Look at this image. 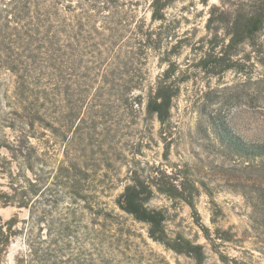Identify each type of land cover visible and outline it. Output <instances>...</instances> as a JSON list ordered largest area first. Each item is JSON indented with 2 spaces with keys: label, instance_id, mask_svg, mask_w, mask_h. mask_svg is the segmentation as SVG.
I'll return each instance as SVG.
<instances>
[{
  "label": "rangeland",
  "instance_id": "1",
  "mask_svg": "<svg viewBox=\"0 0 264 264\" xmlns=\"http://www.w3.org/2000/svg\"><path fill=\"white\" fill-rule=\"evenodd\" d=\"M82 1H61L63 35L159 42L132 53L124 47L120 65L112 53L105 54L103 60L115 68L108 82L90 80L97 72L88 63V69L76 71L74 86L58 92L55 115L66 124L68 108L74 109L69 132L74 160L101 215L91 222L84 201L71 203L63 196L52 214L58 220L68 208L75 210L81 219L72 227L77 238L74 233L61 242L49 216L40 232L33 231L40 233L42 247L58 238L57 258L71 264H264V24L254 38L230 47L229 27L217 21L221 12H251L264 0H163L160 19L152 17L153 0ZM215 35L216 50L232 51L242 67L209 71L200 65ZM2 78L0 120L14 110L5 97L13 99V85ZM164 84L174 93L162 121L147 104L149 93ZM3 132L15 135L9 128ZM42 132V139L32 142L47 153L49 165L58 164L67 152L66 139L38 128V135ZM136 177L147 186L146 206L166 212L170 246L151 238L149 225L118 203ZM158 179L177 186V192H164ZM5 184L0 175V190H7ZM14 215L20 230L28 210L0 206L3 220ZM27 236L23 232L12 240L7 264L29 253ZM187 244L199 246L202 257L174 249Z\"/></svg>",
  "mask_w": 264,
  "mask_h": 264
},
{
  "label": "trees",
  "instance_id": "2",
  "mask_svg": "<svg viewBox=\"0 0 264 264\" xmlns=\"http://www.w3.org/2000/svg\"><path fill=\"white\" fill-rule=\"evenodd\" d=\"M61 1L63 0H0V77L3 76L1 82L8 81L13 85V99L5 97L14 108L11 115L0 120V175L6 180L4 186L7 188L0 190V206L26 208L29 212V219L20 230L16 228L17 215L8 220L0 217V264H7L4 256L11 242L23 232L28 234L29 253L15 258L14 264H71L57 258L62 247H56L58 238L65 243L72 238L70 235H77L78 232L72 227L79 224L81 219H78L75 210L68 208L65 218L57 220L52 214L53 208H56L60 199L66 195L71 203L84 201L87 204L85 208L91 212V222L101 214L94 211L92 201L95 196L89 189L86 174L78 169L74 160L72 151L75 139L72 133L71 136L69 134L73 125L74 109L68 108V119H65L66 124H62V120L55 115V98L62 86L71 88L76 84L79 79L76 71L80 68L88 69V63L95 64L94 70L97 72L90 80L108 82L115 68H111L114 62L103 60L105 54L112 53L115 63L120 65L118 58L124 47H129L132 53L136 50H146L151 45L157 46L159 42L147 37L122 44L123 39L119 37L63 35L59 26L63 19L59 8ZM88 1L97 5L101 0ZM165 5L163 0H153L152 17L163 18L162 10ZM260 5L251 12H221L217 21L220 24L227 23L229 27L228 46L232 47L252 39L262 29L264 3ZM68 11L71 12L69 6ZM84 15L86 18L91 17L87 12H84ZM208 20L215 21L212 14ZM213 39L210 48L200 58L203 68L215 71L242 65L234 60L235 54L232 51L216 50L220 45L218 35ZM168 74L169 70L166 72V75ZM126 89L130 90L132 87ZM173 93V88L166 84L154 95L150 92L148 112L157 114L164 121L170 111ZM48 104H51V109L47 108ZM6 128L15 135L9 138L3 132ZM38 128L48 130L55 139L63 136L66 139L67 152L58 164L49 165L47 153L41 152L39 145L32 142V139L41 140L45 134L42 132L38 135ZM1 150H5V154H2ZM133 181L119 198L121 209L135 219L146 222L151 238L170 246L165 227L166 212L148 208V198L143 196L147 186L138 177ZM157 183L166 193H174L172 190L177 192V186L166 185L162 179H158ZM49 216L52 217L51 225L59 236L56 240L52 238L49 248L44 249L40 242V233L35 235L33 231L36 229L40 232L42 222ZM174 249L181 253H193L195 258L202 257L199 246L187 244L185 248Z\"/></svg>",
  "mask_w": 264,
  "mask_h": 264
}]
</instances>
